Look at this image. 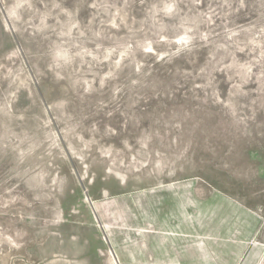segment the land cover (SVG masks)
<instances>
[{
  "label": "rangeland",
  "instance_id": "1",
  "mask_svg": "<svg viewBox=\"0 0 264 264\" xmlns=\"http://www.w3.org/2000/svg\"><path fill=\"white\" fill-rule=\"evenodd\" d=\"M0 264H264V0H0Z\"/></svg>",
  "mask_w": 264,
  "mask_h": 264
},
{
  "label": "bare ground",
  "instance_id": "2",
  "mask_svg": "<svg viewBox=\"0 0 264 264\" xmlns=\"http://www.w3.org/2000/svg\"><path fill=\"white\" fill-rule=\"evenodd\" d=\"M112 259V258H111ZM116 263V262H115Z\"/></svg>",
  "mask_w": 264,
  "mask_h": 264
}]
</instances>
